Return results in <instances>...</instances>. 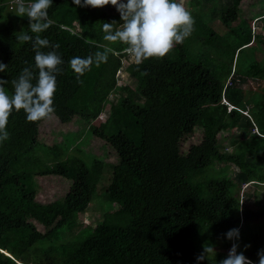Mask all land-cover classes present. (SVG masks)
I'll return each mask as SVG.
<instances>
[{"label":"trees","instance_id":"16d2710c","mask_svg":"<svg viewBox=\"0 0 264 264\" xmlns=\"http://www.w3.org/2000/svg\"><path fill=\"white\" fill-rule=\"evenodd\" d=\"M210 1L190 0L187 7L195 12L191 35L163 58L129 64L126 71L134 85L120 87L116 73L126 45L105 41L102 30L103 23L115 21L116 29L121 26L116 8L78 7L73 0H53L48 10L52 26L40 35L59 44L56 51L64 60V70L57 76L54 116L62 123L75 118L90 123L110 105L103 126L91 129L117 156L104 192L106 199L122 209L112 216H127L128 221L119 225L108 217L94 228L86 227L74 241L61 243V232L71 231L88 208L104 165L98 162L87 167L76 160L54 163L51 168L36 165L33 154L45 120L29 122L23 110L13 111L7 125L10 138L0 144V264H219L226 254L196 259L205 246L219 243H238V253L259 264L257 253L264 249L263 196L249 194L243 203L238 194L248 182L264 184V96L242 88L249 77L264 78V63L260 68L237 67L243 49L254 43L245 47L242 43V0H218L213 5ZM207 6L208 18L203 17ZM14 7V0H0V62L8 65L0 78L9 80L5 85L9 93L11 80L24 67L37 71L32 42L16 38L20 31L33 38L35 34L30 32L28 18L17 16ZM216 17L228 28V39L236 40L237 52L231 59L233 63L236 58L235 69L196 60L193 46L211 44L204 29ZM261 19L264 27V16ZM254 39L264 51V36ZM101 46L114 52L106 63L93 65L80 77L83 83H78L68 62L103 51ZM210 57L219 60L217 53ZM112 93L120 96L112 100ZM193 99L205 105L193 112ZM195 126L201 128L200 141L182 152L181 142L193 134ZM233 130L248 138L234 152H223L220 146ZM22 162L28 168L17 171L15 167ZM221 163L236 167L233 177L211 173ZM31 170L67 179L69 191L50 203L36 201ZM251 200L257 209L250 206ZM233 228L239 229L238 241L226 237ZM85 231L88 234L79 239ZM245 245L250 247L245 249Z\"/></svg>","mask_w":264,"mask_h":264},{"label":"rangeland","instance_id":"374dc122","mask_svg":"<svg viewBox=\"0 0 264 264\" xmlns=\"http://www.w3.org/2000/svg\"><path fill=\"white\" fill-rule=\"evenodd\" d=\"M189 2L190 0H183L185 8L191 13L192 17H194L195 12L193 10H189L187 7ZM214 2H218V0L210 1L208 4L213 5ZM241 7L243 8V18L242 21H240L242 43L244 44V47L252 44V42L254 43L253 46H248L243 49L238 58L237 67L243 68L245 66H254L256 68H260L264 63V51L259 44L256 43L257 40H255L254 37L256 35L264 36V27H262L261 19L264 16V1L242 0ZM208 8L209 6L206 7L203 17H209L211 12L210 8ZM220 14L221 11H218L217 16H220ZM237 23L238 20L234 22L232 26L237 25ZM204 30L207 32L211 40V44L208 46H202L201 43H196L193 46L195 47L194 52L197 53L196 60L201 62L203 65H207L211 62V65L215 63L221 68L233 66V69H235L236 58L234 57L233 63L231 59L232 55L234 54L235 56L237 52V43L236 40L228 39L225 35V33L228 32V28L223 23L218 21V17H216L215 20L210 23V28H208V30ZM120 53L126 54L124 51ZM213 53H217L219 60H215L210 57V54ZM215 56L216 54H214V58ZM132 63L136 62L133 58L126 54L122 59L121 67L116 73V83L118 86L132 87L134 85V78L126 71V67ZM231 75L232 73L227 77L225 82L228 85ZM224 76L225 73L222 71L221 80ZM242 88L245 90H251L254 93V96H264V78L253 79L249 77L242 84ZM119 96V94L115 95V93H112V95H110V99L115 100ZM222 102L228 105V109L232 108V106H229L224 99ZM204 105V103L193 99L191 103L192 111L195 112L198 108ZM109 110L110 105H106L100 115L90 123H86L79 118H75L70 123H62L54 116L51 120L43 121L39 126V133L37 137L39 145L37 146L36 152L33 154V157L36 159V165L38 164L41 167L43 164L44 167L51 168L54 163L65 162L67 160H76V162H80L87 167H92L94 163L98 162L104 165L100 173L101 175L99 181L96 185V193L89 203L88 208L85 212L79 215L77 225L71 231L64 230V233L61 232V243L74 241L77 236L81 235L86 227L94 228L99 223H102L103 221L106 222L108 217H112L114 219V223L119 225H124L128 221L127 216H112L115 213L122 212V209L116 207L117 205L115 203L106 199L104 192L111 179L110 165L117 162V156L103 141L94 136L91 129V127H99L100 129L103 126L109 114ZM245 113L246 112H244V114ZM225 137L226 138L223 140L220 147L222 151L226 153L234 152L239 143L247 140L248 138L247 135H241L236 130L226 134ZM200 138L201 128L195 126L193 134L181 142L182 152L186 151L191 145L197 144L200 141ZM27 168L28 167L25 162H22V165L20 164L15 167L17 171H23ZM235 169L236 167L232 164L221 163L215 164L211 173L216 175L219 174L220 176L233 177ZM40 170L45 171L43 169ZM31 172L35 174L33 178L36 184L35 200L40 203H50L62 198L70 189L71 182L63 177L50 174L40 175L37 170H31ZM249 194L254 197L255 194H262L263 198L261 201L264 203V184H257L255 182L243 184L240 188L238 198L244 203L246 201V196ZM249 204L253 209H257L258 207L254 202H252V200ZM111 206H113L112 209ZM262 220H264V217ZM249 222H255V220H249ZM36 226L38 230L43 231L42 226L38 224H36ZM87 234L88 231H85L79 239L85 237ZM231 246L219 243L214 248L216 253L228 255Z\"/></svg>","mask_w":264,"mask_h":264},{"label":"clouds","instance_id":"9594fccd","mask_svg":"<svg viewBox=\"0 0 264 264\" xmlns=\"http://www.w3.org/2000/svg\"><path fill=\"white\" fill-rule=\"evenodd\" d=\"M78 7L102 8L112 5L120 14L121 26L116 29L115 21L103 23V39L108 42H119L137 64L150 58L165 57L175 45L183 43L194 30V18L185 8L183 0H73ZM14 13L29 20L30 32H18L17 40L32 42L35 51V69L32 66L24 67L17 78L11 80L12 92L9 93L5 85L9 80L0 78V144L10 138L7 131L9 117L13 111L23 110L29 122L51 120L55 114L54 95L57 88V76L63 72L64 60L56 49L59 44H51L47 38H41V33L52 26L49 19V8L53 0H14ZM103 51H96L86 57L75 56L70 59L69 66L76 74L78 83L86 72L91 71L93 65L99 67L106 63L111 47L101 46ZM51 48L52 51H42ZM27 63V62H25ZM8 65L0 62V72H6ZM147 75V73H144ZM35 81V83H33ZM228 240L238 241V228L230 229L226 233ZM250 245H245V249ZM238 243H233L228 255L219 264H253L243 252L237 251ZM259 264H264V249L257 253ZM216 256L213 246H205L197 261H203Z\"/></svg>","mask_w":264,"mask_h":264},{"label":"bare ground","instance_id":"6f19581e","mask_svg":"<svg viewBox=\"0 0 264 264\" xmlns=\"http://www.w3.org/2000/svg\"><path fill=\"white\" fill-rule=\"evenodd\" d=\"M4 254H5V252H4ZM8 255V254H7Z\"/></svg>","mask_w":264,"mask_h":264},{"label":"water","instance_id":"95a60500","mask_svg":"<svg viewBox=\"0 0 264 264\" xmlns=\"http://www.w3.org/2000/svg\"><path fill=\"white\" fill-rule=\"evenodd\" d=\"M7 255V254H6ZM8 256H10V255H8Z\"/></svg>","mask_w":264,"mask_h":264}]
</instances>
